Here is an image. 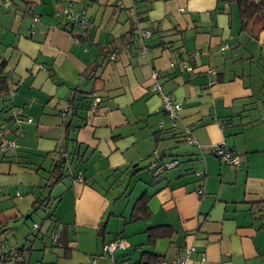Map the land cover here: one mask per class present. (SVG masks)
I'll return each mask as SVG.
<instances>
[{
    "label": "crops",
    "instance_id": "obj_1",
    "mask_svg": "<svg viewBox=\"0 0 264 264\" xmlns=\"http://www.w3.org/2000/svg\"><path fill=\"white\" fill-rule=\"evenodd\" d=\"M220 3L0 0V62L12 85L11 93L0 98V129L12 116V111L3 110L15 108L25 118L22 123L10 120V132L0 137L1 147L18 145L0 148V229L14 230L12 236L7 232L0 237V243L6 241L0 245L1 262L11 257L6 264H20L18 250L28 244L21 217L34 211L35 202L47 199L46 204L53 205L52 220L41 225V234L52 236L32 240L28 248L34 250L25 253V258L31 257L29 264H91L93 257L100 264H150L142 257L146 251L171 256V264H264V220H253L247 211L264 200V25L252 21L247 27L237 5L222 10ZM67 6L86 11L90 28L67 22L62 14ZM36 16L41 21L35 23ZM141 30L152 35L147 52L136 54L134 38ZM130 39L129 49L124 42ZM113 52L119 53L114 61ZM29 79L39 80L30 93L22 88ZM156 83L182 105V125L192 128L200 149L187 150L180 134L171 129ZM34 91L37 96H31ZM73 97L78 110L70 132L81 163L77 168L67 165V175L80 173L85 182L67 176L56 186L45 187L53 183V159L60 151L71 158L65 133ZM98 97L93 111V99ZM38 106L48 109L38 111ZM66 109L68 114L62 116ZM222 143L239 155L240 166L222 163L215 152ZM211 152L219 158L212 167L218 171L216 184L210 183L206 160ZM5 153L8 157L1 155ZM174 161L177 167L153 177L156 169ZM202 171L205 178L198 175ZM105 175L116 184L121 179L141 183L134 202L147 191L152 196L151 217L110 232L111 219L130 220L134 202L129 213L125 208L116 215L117 202L113 204L110 193L96 186L102 177L109 179ZM155 179V186H149ZM56 190L63 196L58 207L59 196L52 202ZM41 208L50 210L46 205ZM58 209H69V216L57 215ZM106 215L113 217L108 223ZM36 216L31 221H42ZM101 223H107V243L118 234L127 243L119 250L123 253H115L117 262L101 253ZM161 224L172 226L175 234L148 244L146 230ZM63 232L68 235L70 257L64 256L59 242Z\"/></svg>",
    "mask_w": 264,
    "mask_h": 264
},
{
    "label": "trees",
    "instance_id": "obj_2",
    "mask_svg": "<svg viewBox=\"0 0 264 264\" xmlns=\"http://www.w3.org/2000/svg\"><path fill=\"white\" fill-rule=\"evenodd\" d=\"M60 1H62V0H60ZM220 2H221L220 3V8L222 10H223V8H226V6L228 8V6L230 4H236L237 7H238V10H239V14L241 16L242 22L245 24V26L249 27V23L252 22V21L253 22H259V23L262 22V24L264 25V0H220ZM67 22H69V21L67 20ZM69 23H71L73 25H77V23H72V22H69ZM136 31H134L131 34V38L136 35ZM135 40H138V38H134V42H136ZM147 41H148V39L145 40L144 43L148 47V45H147L148 42ZM130 43H132L131 39L129 41H127V42H124V44H130ZM138 44H140V42ZM140 45H142V43ZM117 54L119 55V53H117ZM4 66H5V63L4 62H0V98L5 97L8 94H10L11 90H12V85H11V82H10V80L8 78L7 73H5ZM91 75H92V73L90 74V76ZM97 99L99 100V97L93 99L92 108H91L92 110H94L93 109V104L95 102H96V109L95 110H97V107H98V105L100 103V100H99V103H98ZM74 101H75V97H73V98H71L69 100L70 105H71V110L73 111L72 112L73 115L71 116L70 121L68 122V124H69L68 127L69 128H67V131L65 133V140H66L65 143H66V146L68 147L66 149V151L67 150H71V153H70L71 158L68 160V158L64 156L66 154V152H64V151L61 152L60 151L61 155H59L58 158L55 157V159H53L55 161L53 169H52V175H53L52 182L53 183L51 185H47L45 187L51 188L55 184L57 185L58 182L62 181L67 176L68 177H72L74 182H83V183L85 182V178L80 173H72L70 175H67V173H68V171H67V167L68 166L67 165H71L72 164L71 167L77 168L79 163H81L80 162L81 154H80L79 147L76 145V141H74V139L71 137V132H72L71 128H72V124H73V119H74V116H77V111L76 110H78V107H74ZM4 111H5V113H8L9 111H12V113H11L12 116L9 117V119L7 120V123L5 124V127H3V129L2 128L0 129L3 132V135H5L6 132L7 133L10 132V127H11V125L9 124L10 120H11V122H14V123H16V121L18 123H22L24 121V119H25L22 113H20L18 110L15 111V108H12V109L9 108L7 110H3V112ZM68 111H69V109L68 110L67 109L64 110L61 113L62 116H66L68 114ZM79 127L81 128V126H79ZM188 128L191 131H193L191 127H188ZM70 129H71V132H70ZM171 129H173V128H171ZM18 130H19V128L17 129V131ZM173 130L177 131L180 134L181 140L185 144V140L183 139V135H182L183 134V130H185L184 126H182L181 128H178V129H173ZM2 137H4V136H2ZM4 147H5V145H2V147L0 146L1 149H4ZM192 147L200 149V147H197V146H192ZM10 149H17V148H10ZM230 151L228 150V152L231 154V156H233V157L234 156H238L234 152H232V151L230 152ZM1 155H4V157H8L7 153L1 154ZM4 161L5 160H3V159L1 160V162H4ZM240 161H241V159H240ZM149 168H151V166H149ZM202 172H204L202 177L205 178L206 177V172L205 171H202ZM153 175H155V172H154ZM79 178L82 179V180H78ZM154 178H157V176H154ZM155 182H156V179L153 180L152 182H150L149 186L154 187L155 184H156ZM198 192L201 194L203 191L199 190ZM1 195H2V193H1V190H0V197H1ZM151 197L152 196H150L149 193L147 191H145L134 202L133 208H132L131 218H130L129 221H127L125 223L126 225H130V224L137 223V222H140V221H146L147 219H149L151 217V211H150V208H149V202H150ZM60 198L61 197H59L58 199H60ZM58 199L53 197L52 202L55 203ZM44 200L45 199L38 200L37 202H35L34 203L35 204L34 205V211L30 212V214L25 215L24 217H21V218H23V221L24 220L33 219V216L38 214L37 212L39 211V209H41V206L43 207L45 205V204H43ZM252 206H254V207L249 208L247 211L250 213V215L252 216L253 220H255V221L264 220V200H262V201H260L258 203H253ZM52 208H53V205H52V207L50 206V210L46 212V217L43 218L42 221H40L38 223V228L37 229L32 228V232H33L34 238H36L38 236L37 238H39L40 240H44L45 238L49 239L52 236L51 233L46 234V237L43 234H41V233H43L41 225L43 226L44 223L48 222L47 220H52V218H50L52 216V213H51ZM35 224H37V223L35 222L33 225H35ZM106 225H107V223H101L100 227H99V231H98V236L101 237V240H102L103 244L107 243L105 241V237L107 235V230H106V227H105ZM1 229L3 230L4 228L1 227ZM54 229H55V227H54ZM9 230H11V229L10 228H6L3 231H1L0 232V237L3 234H6ZM146 233H147V236H148V244L153 246L161 239H170V238H172L173 235L175 234V231H174L172 226L166 225V224H161V225H157V226L148 228L146 230ZM103 238H104V241H103ZM117 239H121V235L120 234L115 235L114 238L112 239V241H115ZM31 242H32V240H30L27 237H25V243H28V244L24 245L20 250H18L19 256L23 257V259L21 260L20 264H29L30 263L29 260L31 259V257H28V258L26 257L25 258V256H26L25 253H27L28 251L34 250L32 247H31V250H29L30 248H28V247H30ZM59 242L64 247V256L65 257H70L71 249L67 248L69 240H68V235L65 232H63V234L60 236ZM5 243H6V241L3 240L0 243V245L5 244ZM50 245H51V243H50ZM101 253H102V251H101ZM114 255L112 257H106V256H104V257L111 259L113 262H117V259H116V257ZM142 257L150 260V264H171V262L169 260L171 258V256H168V255H164V256L158 257V256H156L154 254V252L146 251V252L142 253ZM17 259L18 258L16 257L15 261H17ZM94 260H97V263H94L93 262ZM12 261H13V259H11V257H9V258H5L3 263H8V262H12ZM124 262L128 263V261H121L119 264H122ZM91 264H100V262L98 261L97 258L93 257L91 259Z\"/></svg>",
    "mask_w": 264,
    "mask_h": 264
},
{
    "label": "built area",
    "instance_id": "obj_3",
    "mask_svg": "<svg viewBox=\"0 0 264 264\" xmlns=\"http://www.w3.org/2000/svg\"><path fill=\"white\" fill-rule=\"evenodd\" d=\"M57 1H60V0H57ZM4 4L6 7H8L10 5V3L8 1L4 2ZM62 14L65 16V18L69 22L77 23V25H79L81 28L88 29L91 26V24L89 23V20L87 18L86 11L76 12L71 8V6H67V7L62 9ZM34 21L36 23V22L41 21V19L37 16L34 18ZM151 35H152V32L150 30H141L139 32V35L137 37L138 40H135V41L137 42V44L139 42H140V44L142 43V45L138 44L137 50H136L137 54H145L147 52V46L144 42L149 37H151ZM125 47H128L130 49L131 45L126 44ZM117 59H118L117 52H113L110 55V60L114 61ZM184 67L189 72L193 71L192 65L185 64ZM209 73L214 75V74H216V71L214 69H209ZM155 90H156L157 94H159L162 98L163 110L170 120L171 128H173V129L181 128L183 126L182 122H181L182 121L181 113L183 110L182 105L180 103L175 102L170 95L163 93L162 92V86L159 83H156ZM97 102H99L98 99H97ZM93 109L94 110L96 109V102L93 104ZM28 122H31V120L29 119ZM163 126H164L163 123H160V127L162 128ZM184 128H185V130H183L182 135H183V139L185 140V144L190 145V146L199 147V143L197 142L195 137H193L192 131L187 126H184ZM2 135H3V132H0V137ZM10 148H18V145H15L13 143H8L4 147L5 150H8ZM215 152H216L217 156L220 157L221 161L225 164L233 165V166H239L241 163L239 156H234V157L231 156V154L228 152V150L226 149V146L223 143L216 147ZM177 165H178L177 161L169 162V163L165 164L163 167H159L158 169H156L155 176L160 175L161 173L165 172L166 170L174 169L175 167H177ZM152 166L154 167L155 163L152 162ZM203 174H204V172L198 173V175H201V176ZM78 180H82V179L79 178ZM37 228H38V223L34 225V229H37ZM126 247H128L127 243L123 239H117L115 241H111V242L103 245L102 255L106 256V257H112L117 251H119L121 249H125ZM187 253L189 254L190 251H188ZM93 262L97 263V260H94ZM180 262L184 263L185 261L180 260ZM122 264H128V263L124 262Z\"/></svg>",
    "mask_w": 264,
    "mask_h": 264
},
{
    "label": "rangeland",
    "instance_id": "obj_4",
    "mask_svg": "<svg viewBox=\"0 0 264 264\" xmlns=\"http://www.w3.org/2000/svg\"><path fill=\"white\" fill-rule=\"evenodd\" d=\"M233 7H236V4H234V6ZM236 9H237V7H236ZM235 16L236 17H238V13H237V11H235ZM238 19V18H237ZM35 76H37V74H35ZM37 81H39V80H36V81H34V79H29L28 80V83L26 84V86H22V88H23V91H25L26 89L25 88H28L27 89V91L30 93V88H31V86L35 83V82H37ZM38 95V93L36 92V91H34L33 93H31V96H37ZM32 105V104H31ZM35 107V106H34ZM42 108H45V110L47 111V109L48 108H46L45 106L44 107H37L36 109L38 110V111H41L42 110ZM35 109V110H36ZM31 117V116H30ZM32 118V117H31ZM34 119H36L37 120V118L35 117ZM30 128V127H29ZM187 147H189L187 150H189V149H191V148H193L192 146H190V145H186ZM216 150V149H215ZM239 156V155H238ZM215 156H214V153L213 152H211V153H208L207 155H206V160H208L207 162L208 163H210V164H208L209 165V167H210V169H209V179H210V183L211 184H213V183H215L216 184V177H217V174H218V171L217 170H215V169H213L212 167L213 166H215L216 164H218V162H217V160L219 159L218 157V159H216V158H214ZM223 163V162H222ZM223 164H225V163H223ZM226 165H228V164H226ZM229 166H231V167H233V168H236L235 166H233V165H229ZM184 166H181V171H183L184 170V168H183ZM225 167V166H224ZM201 169V168H200ZM180 170H176V172L177 171H180ZM201 171V170H200ZM143 172H146V171H143ZM106 177H108L109 179H107V178H105V177H102L97 183H96V186H98V188L99 189H101V190H104L105 192H108V193H110V196L112 197V198H114L113 199V204H115L116 202H117V205L116 206H114V211L113 212H115L116 213V215H118V213H117V211L119 210V212H123V211H121V210H125V208H127V211H128V213H129V209H130V206L133 204V202H134V200H135V196L139 193V191L141 190V188L143 187V186H141L142 184L141 183H138V184H135V181H132V183H130V180L128 179V180H125V179H121L120 181H119V183L118 184H116V182H115V180L114 179H112L111 178V176H109V175H105ZM155 176V175H154ZM153 176V177H154ZM219 179H220V176H219ZM186 181H184V183H185ZM97 187H96V189L97 190H99ZM119 189H121V190H119ZM129 190V191H128ZM57 191L58 190H56L55 192H54V198H57L59 195H61L60 193H57ZM121 191V192H120ZM125 192H126V194H125ZM133 192V196H132V199L130 198V195H131V193ZM56 193V194H55ZM125 195H124V194ZM71 196L72 195H69L68 196V198L66 197V199H69V198H71ZM60 197V196H59ZM58 197V198H59ZM62 198H63V196H62ZM62 198H60L59 199V203L57 204V206L56 207H58L59 205H60V203H61V201H62ZM67 202H70V201H67ZM47 203V200L45 199L44 200V203L43 204H45L46 205V208H48L49 206H51L52 207V205H49V203L48 204H46ZM4 205H5V203H3ZM7 204H9V203H7ZM6 204V205H7ZM66 204V202L64 203V205ZM5 208V207H4ZM61 208H63V204L61 205ZM64 209L66 210L67 208L66 207H64ZM60 210L61 209H58V211H57V215L60 213V215L62 216V217H68L69 216V213L67 212V211H65L64 212V210L63 211H61L60 212ZM38 214H37V216L35 217V218H37V219H39V220H41V219H43V218H45L46 217V211L44 210V209H39V211L37 212ZM121 214V213H120ZM110 218H113L112 216H108V215H106V219L104 220L105 222H106V220H107V223H108V219H110ZM128 220V218L127 219H121V220H114V218L113 219H111V224L109 225V231L110 232H113V231H116V230H120L121 228H122V226H123V230L126 228L125 226H124V224H125V222ZM129 221V220H128ZM35 222H33V221H31V220H28V222L27 223H25V221H23L22 223H21V225L23 226V228H24V230H25V233H26V237L28 238V239H30V240H34V235H33V232H32V228H34V224ZM37 223V222H36ZM39 223V222H38ZM139 225H143V224H139ZM136 227V226H135ZM135 230H137V228H134ZM2 229H0V231H1ZM113 230V231H112ZM14 231V230H13ZM13 231H11V230H9L8 232H10V236H12V234H11V232H13ZM36 235V234H35ZM2 238V237H1ZM51 240V239H50ZM52 242V241H51ZM41 243V241L39 242V241H37L36 242V244H37V246L38 245H41L40 244ZM49 243V242H48ZM56 245V244H55ZM50 248V247H49ZM58 250L57 251H59L60 253L61 252H63V248L62 249H60V248H57ZM121 253H123V251H119L118 253H116V255L115 256H119V254H121ZM36 258V257H35ZM0 264H6V263H3V262H1L0 261Z\"/></svg>",
    "mask_w": 264,
    "mask_h": 264
},
{
    "label": "water",
    "instance_id": "obj_5",
    "mask_svg": "<svg viewBox=\"0 0 264 264\" xmlns=\"http://www.w3.org/2000/svg\"><path fill=\"white\" fill-rule=\"evenodd\" d=\"M67 110H68V109H67ZM63 115H64V114H63ZM16 122H17V121H16ZM0 132H2V131H0ZM2 136H3V135H2ZM2 136H1V137H2ZM4 150H5V149H4Z\"/></svg>",
    "mask_w": 264,
    "mask_h": 264
},
{
    "label": "flooded vegetation",
    "instance_id": "obj_6",
    "mask_svg": "<svg viewBox=\"0 0 264 264\" xmlns=\"http://www.w3.org/2000/svg\"><path fill=\"white\" fill-rule=\"evenodd\" d=\"M54 242H57V240H54Z\"/></svg>",
    "mask_w": 264,
    "mask_h": 264
}]
</instances>
